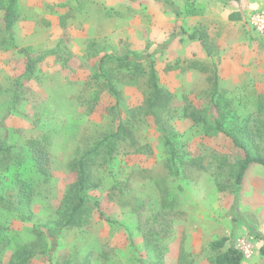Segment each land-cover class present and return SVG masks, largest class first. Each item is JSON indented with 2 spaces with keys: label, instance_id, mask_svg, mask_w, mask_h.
Returning <instances> with one entry per match:
<instances>
[{
  "label": "rangeland",
  "instance_id": "rangeland-1",
  "mask_svg": "<svg viewBox=\"0 0 264 264\" xmlns=\"http://www.w3.org/2000/svg\"><path fill=\"white\" fill-rule=\"evenodd\" d=\"M10 1L0 0V264H20L33 243L25 264H213L210 244L226 237L225 251L241 235L255 243L243 264H264V168L236 184L244 150L189 115L207 114L217 67L222 106L264 157V37L250 23L264 0H17L8 27ZM183 29L206 32L212 53ZM152 61L171 94L157 113ZM31 141L49 153L45 175ZM98 145L91 212L62 227L72 165Z\"/></svg>",
  "mask_w": 264,
  "mask_h": 264
},
{
  "label": "trees",
  "instance_id": "trees-1",
  "mask_svg": "<svg viewBox=\"0 0 264 264\" xmlns=\"http://www.w3.org/2000/svg\"><path fill=\"white\" fill-rule=\"evenodd\" d=\"M17 0H11L10 4L6 11V23L8 27L13 26L14 15H15V6ZM173 6V4L170 3ZM184 35L191 40H200L209 54H211V47L209 42V36L206 32L192 31L188 32L183 29ZM183 40V39H182ZM119 61H127L129 57L119 58ZM104 59L102 58L100 62L101 74L104 75L105 80L107 81V86L109 91L116 97L118 103H120V91L116 88L111 77L105 71L103 66ZM32 63L29 61L28 67H31ZM149 85L151 89L150 99L148 100V108L151 112L157 113L160 110L166 109L169 106L171 101V94L169 91L164 90L160 87L158 82L157 71L154 66V61L151 62L149 67ZM220 77L217 67L214 70L213 74V89H212V98L211 104L207 114H198L196 112L189 113L193 121L197 124H202L203 130L208 136H215L219 133L225 134L233 144L244 150V157L239 160L238 166L235 173L236 184L241 185L244 177L252 165H261L264 168V157L260 155H253L247 147L245 141V129L242 125L238 124L235 120V117H229L228 112L225 111L220 100ZM124 129V125L120 124L118 130L108 136L103 140L107 141L106 145L109 146L114 140L120 138V135ZM166 143L170 146V149L173 151V145L171 141L165 137ZM32 152L36 157L38 171L42 174H47L49 172V163L50 157L45 146H42L39 141H31ZM9 149L0 146V151H8ZM99 145L95 149L79 158L76 162L73 163V168L77 172V182L76 184L65 194L63 199V207L65 212V221L62 227L72 226L75 224H80L84 219V216L91 212V209L87 206L88 190L91 185V176L87 170L88 159L87 156L97 153L99 151ZM109 154H112L113 149H107ZM26 194V193H25ZM26 195H22L21 199H24ZM4 200L0 195V201ZM5 202V201H3ZM1 203V202H0ZM97 206L99 201H95ZM4 206L6 203H2ZM109 221V219H108ZM112 222V221H110ZM38 236L41 234L36 231ZM252 235V234H251ZM255 237L254 235H252ZM228 239L226 237L220 238L213 241L210 246L213 251H216L217 254L213 259V264H243L244 257L242 253L235 248V245L230 246L227 250L222 251L226 246ZM37 244V243H36ZM33 243L29 248H24L18 253V260L20 264H25L28 259H30L35 251L33 246L36 245ZM261 253L264 254V246L261 248Z\"/></svg>",
  "mask_w": 264,
  "mask_h": 264
},
{
  "label": "built area",
  "instance_id": "built-area-1",
  "mask_svg": "<svg viewBox=\"0 0 264 264\" xmlns=\"http://www.w3.org/2000/svg\"><path fill=\"white\" fill-rule=\"evenodd\" d=\"M253 29L264 37V11L256 9L250 17ZM235 248L239 250L244 259H250L255 253L254 240L247 235H241L235 240Z\"/></svg>",
  "mask_w": 264,
  "mask_h": 264
}]
</instances>
